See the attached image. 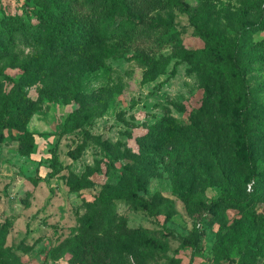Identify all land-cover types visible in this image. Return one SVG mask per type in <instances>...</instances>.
Listing matches in <instances>:
<instances>
[{
	"label": "rangeland",
	"instance_id": "1",
	"mask_svg": "<svg viewBox=\"0 0 264 264\" xmlns=\"http://www.w3.org/2000/svg\"><path fill=\"white\" fill-rule=\"evenodd\" d=\"M64 1L79 17L88 7ZM174 1L137 7L134 17L155 32L129 44L110 36L122 16L101 17L95 43L62 53L68 65L52 72L35 45L3 47L6 264H264V67L248 73L254 110L215 98L227 90L222 73L232 53L218 40L240 34L236 54L258 52L264 0ZM34 5L0 0V17L33 22ZM203 47L213 54L205 67L190 56ZM141 50L155 67L135 59ZM106 184L112 199L100 204ZM221 196L246 202L211 204Z\"/></svg>",
	"mask_w": 264,
	"mask_h": 264
},
{
	"label": "trees",
	"instance_id": "2",
	"mask_svg": "<svg viewBox=\"0 0 264 264\" xmlns=\"http://www.w3.org/2000/svg\"><path fill=\"white\" fill-rule=\"evenodd\" d=\"M173 1V0H172ZM185 7L184 0L174 1ZM88 7L85 8L81 17L75 15V11L66 4L64 0H35V5L29 7L30 12L35 16V21H26L17 15L0 17V37L4 42L0 43V58L4 46L14 45L16 42L23 44H32L41 50L44 55L50 59L47 69L51 72L67 66L60 60L62 53H69L80 46L93 45L98 34H103L97 23L101 17L104 19H113L115 16H122L113 28H109L110 36L114 38L113 45L129 44L139 38H144L154 34L155 29L151 25H143L140 19L134 17V11L137 7H147L150 4L162 5V0H87ZM118 39L120 41H118ZM218 43L232 53L226 59L222 77L227 87L225 93L216 94V103L232 102L236 100L244 101L242 111H252L256 107L255 100L250 96L248 73L253 66L260 65L264 67V39L257 41L254 45L258 52H254L250 58H244L237 55L236 52L242 47V37L238 34L234 41L219 39ZM190 56L195 58L200 66L205 67L206 63L212 59L213 54L210 48L203 47L191 51ZM188 58L184 55L183 60ZM135 59L142 65L149 68L155 67L157 63L147 56L144 51H138ZM71 61H69L70 63ZM195 62V61H194ZM205 63V64H204ZM40 69V68H39ZM39 69L37 71H39ZM24 70L28 71L25 64ZM41 71V70H40ZM73 114L67 118L70 119ZM246 138L251 136L250 129L243 125ZM96 142L101 145L97 139ZM22 149V147H21ZM54 162L57 164V155L53 149ZM248 162L254 170V162L251 158V152H247ZM55 167V166H54ZM252 173L255 175L254 171ZM108 185L103 187L101 193L96 197L100 204L111 202L112 197L107 191ZM74 190L80 189L79 185H73ZM246 201L240 197L221 196L211 201L212 205L216 204H236L242 205ZM0 264H6L0 255Z\"/></svg>",
	"mask_w": 264,
	"mask_h": 264
}]
</instances>
